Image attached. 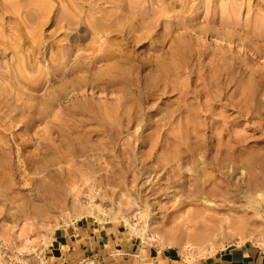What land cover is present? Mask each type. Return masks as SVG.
<instances>
[{"label": "rangeland", "instance_id": "374dc122", "mask_svg": "<svg viewBox=\"0 0 264 264\" xmlns=\"http://www.w3.org/2000/svg\"><path fill=\"white\" fill-rule=\"evenodd\" d=\"M263 75L264 0H0V264L86 224L264 264Z\"/></svg>", "mask_w": 264, "mask_h": 264}, {"label": "crops", "instance_id": "0c3cea01", "mask_svg": "<svg viewBox=\"0 0 264 264\" xmlns=\"http://www.w3.org/2000/svg\"><path fill=\"white\" fill-rule=\"evenodd\" d=\"M50 251L48 264H262L248 247L187 260L173 250L137 242L119 229L88 224L60 231Z\"/></svg>", "mask_w": 264, "mask_h": 264}, {"label": "bare ground", "instance_id": "6f19581e", "mask_svg": "<svg viewBox=\"0 0 264 264\" xmlns=\"http://www.w3.org/2000/svg\"><path fill=\"white\" fill-rule=\"evenodd\" d=\"M99 28V27H98ZM97 29V28H96ZM100 29V28H99ZM101 30V29H100ZM107 54V53H106ZM107 55H109V53L107 54ZM97 61V60H96ZM260 75V74H259ZM264 76V75H263ZM261 77V76H260ZM264 77H261V78H259V79H261L262 81H264V79H263ZM260 81V80H259ZM262 81H260L261 83L260 84H262V83H264V82H262ZM95 82V81H94ZM264 85V84H263ZM262 85V86H263ZM263 89V88H262ZM252 93V92H251ZM248 94V93H247ZM249 96V95H248ZM257 97V96H256ZM260 101V100H259ZM261 102V104H262V101H260ZM263 102H264V100H263ZM259 103V102H258ZM264 104V103H263ZM254 105V104H253ZM259 106V105H258ZM260 107H262V106H260ZM254 109V108H253ZM246 112V111H245ZM253 118V117H252ZM250 119V118H249ZM264 119V118H263ZM259 121H261V120H259ZM259 123V122H258ZM258 128H260L259 126H257V125H255L254 126V129H258ZM262 130V129H261ZM254 131V130H253ZM257 132V131H256ZM237 140V139H236ZM237 142H239V141H237ZM256 143V142H255ZM257 144V143H256ZM259 145V144H258ZM257 145V146H258ZM246 146V145H245ZM253 145H251L250 147H252ZM247 147V146H246ZM245 147V148H246ZM260 147V146H259ZM24 148V147H23ZM249 148V147H248ZM254 148V146L252 147V149ZM261 148H262V145H261ZM257 149H258V147H257ZM16 150V149H15ZM217 150V149H216ZM241 150V149H240ZM240 150H239V152H240ZM259 150V149H258ZM257 150V151H258ZM4 151V150H3ZM78 152V151H77ZM220 153H221V151H220ZM219 153V154H220ZM80 154V153H79ZM85 154V153H84ZM87 154V153H86ZM17 156V155H16ZM94 158H96V156L94 157ZM219 158V157H218ZM258 158V157H257ZM229 159V158H228ZM240 159H242V158H240ZM255 159V158H254ZM219 160V159H218ZM242 160H245L246 161V159H242ZM252 161V160H251ZM243 164V163H242ZM222 163H217L216 164V166L214 167V169L216 170L215 172H218L217 174H218V176L220 175L221 176V171H220V169L222 170ZM240 166V165H239ZM248 166V165H247ZM35 167V166H34ZM244 167V166H243ZM260 167V166H259ZM238 168L239 167H237L236 165H232V168H231V171H224L223 172V174L222 175H225V178L227 177H229V179H230V176H232V179H233V175L232 174H234L237 170H238ZM244 168H246V166L244 167ZM248 169V168H247ZM250 169V168H249ZM252 169H254V167L252 168ZM255 169H256V164H255ZM254 169V170H255ZM65 171V170H64ZM247 171H249V170H247ZM251 171V170H250ZM259 172V171H258ZM258 172L257 171H255V174H253L252 175V181H254V182H256V180H257V178H258ZM66 173V172H65ZM81 173V172H80ZM244 174V176H245V173H243ZM78 175H79V173H78ZM247 176V175H246ZM245 176V177H246ZM222 177V176H221ZM45 178V177H44ZM50 178V177H49ZM226 178V179H227ZM249 178V177H248ZM37 179V178H36ZM35 179V180H36ZM216 179V178H215ZM214 179V180H215ZM220 179V178H219ZM232 179H230L231 181H232ZM245 179V178H244ZM225 181V180H224ZM231 181H228L229 183L231 182ZM234 181V180H233ZM263 181V180H262ZM48 182V181H47ZM258 182H259V180H258ZM65 183V182H64ZM232 183V182H231ZM236 183V182H235ZM260 184V183H259ZM231 186L233 185V184H230ZM218 186V185H217ZM233 186H236V184H234ZM243 188H244V186H242ZM253 187H254V185H253ZM67 188V187H66ZM250 188V187H249ZM238 188H236L235 190H237ZM239 189H241V191H244L242 188H239ZM34 190V189H33ZM32 190V191H33ZM56 190V189H55ZM231 190V189H230ZM230 190H227V191H229L230 192ZM234 189H232L231 191H233ZM84 191V190H83ZM58 192V191H57ZM219 192V191H218ZM37 193V192H36ZM54 193H56V192H54ZM234 192H232L231 194H233ZM236 193V192H235ZM38 194V193H37ZM50 194V193H49ZM60 194V193H59ZM225 194V193H224ZM229 194V196L231 195L230 193H228ZM56 195V194H55ZM237 195V194H236ZM236 195H234L233 194V196H236ZM39 196V195H38ZM74 196V195H73ZM83 196V195H82ZM89 196V195H88ZM45 198V197H44ZM93 198V197H92ZM90 206V205H89ZM88 208V207H87ZM89 211L91 212L92 211V209H91V206H90V208H89ZM85 212V211H84ZM93 212H95V211H93ZM97 212V211H96ZM95 212V213H96ZM89 214V213H88ZM94 214V213H93ZM97 214H98V212H97ZM95 216V215H94ZM144 230V229H143ZM200 236V235H199ZM201 237V236H200ZM173 240V239H172ZM176 240V239H175ZM170 241H171V239H170ZM184 241V240H183ZM176 242H178V241H175L174 243H176ZM169 243V242H168ZM172 243H173V241H172ZM184 243V242H183ZM171 244V243H170ZM177 244V243H176Z\"/></svg>", "mask_w": 264, "mask_h": 264}]
</instances>
